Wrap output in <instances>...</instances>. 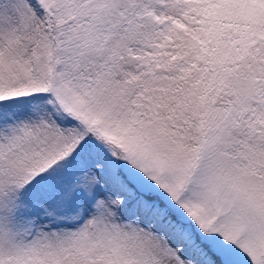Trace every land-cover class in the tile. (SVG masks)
Instances as JSON below:
<instances>
[{"label": "snow or ice", "instance_id": "6c2138e0", "mask_svg": "<svg viewBox=\"0 0 264 264\" xmlns=\"http://www.w3.org/2000/svg\"><path fill=\"white\" fill-rule=\"evenodd\" d=\"M0 264H264V0H0Z\"/></svg>", "mask_w": 264, "mask_h": 264}]
</instances>
